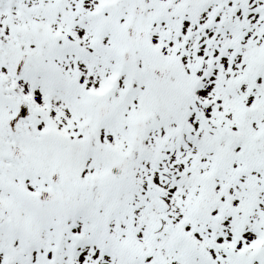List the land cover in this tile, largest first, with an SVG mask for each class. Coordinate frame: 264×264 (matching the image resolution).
Returning <instances> with one entry per match:
<instances>
[{"label": "snow or ice", "instance_id": "1", "mask_svg": "<svg viewBox=\"0 0 264 264\" xmlns=\"http://www.w3.org/2000/svg\"><path fill=\"white\" fill-rule=\"evenodd\" d=\"M0 264H264V0H0Z\"/></svg>", "mask_w": 264, "mask_h": 264}]
</instances>
